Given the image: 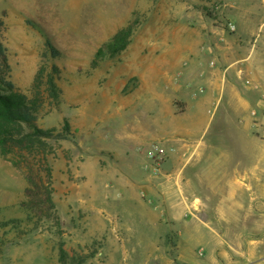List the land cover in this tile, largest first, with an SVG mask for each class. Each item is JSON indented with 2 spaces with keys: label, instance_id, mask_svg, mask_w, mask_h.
Returning a JSON list of instances; mask_svg holds the SVG:
<instances>
[{
  "label": "rangeland",
  "instance_id": "rangeland-1",
  "mask_svg": "<svg viewBox=\"0 0 264 264\" xmlns=\"http://www.w3.org/2000/svg\"><path fill=\"white\" fill-rule=\"evenodd\" d=\"M231 5L229 0H0L12 81L19 92L34 98L35 78L50 39L61 56L48 66H58L57 84L63 93L57 105L41 86L45 103L38 125L62 130L67 119L74 134L71 141L48 142L55 204L51 212L56 215L50 219L38 221L23 206L28 201V153L15 151L4 157L0 151V264H60L62 244L70 264H196L195 259L203 262L214 256L215 228L202 226L185 212L176 226L169 224L167 212L147 189L148 176L118 177V163L106 154L104 131L117 127L115 121L107 122L108 108L117 107L107 92L115 90L117 82L108 90L110 81L132 74L136 58L149 57L156 32L173 34L176 28L188 27L196 35L194 52L213 49L207 61L220 47H227L231 56L239 38L231 35L229 24L235 14L244 17L233 1ZM251 5L264 19L263 3ZM135 20L140 24L129 48L94 67L97 50ZM138 85L137 77L129 79L119 94L121 102H129ZM110 138L115 145L122 142L114 135ZM128 147L148 162L143 149ZM32 163L45 177L41 163ZM187 190L206 200L196 185Z\"/></svg>",
  "mask_w": 264,
  "mask_h": 264
},
{
  "label": "crops",
  "instance_id": "crops-1",
  "mask_svg": "<svg viewBox=\"0 0 264 264\" xmlns=\"http://www.w3.org/2000/svg\"><path fill=\"white\" fill-rule=\"evenodd\" d=\"M229 1L244 12L233 16L235 56L220 47L207 61L213 49L194 52L196 35L181 26L173 34L156 32L149 57L136 58L132 74L110 81L108 90L117 82L107 91L117 107L108 108L107 122L117 127L104 131L106 154L118 163L119 178L148 176L147 189L169 224L176 226L185 212L215 228L214 256L196 264H264V19L251 5L264 0ZM132 77L139 85L121 104L119 94ZM110 135L122 142L115 145ZM153 144L167 153L157 176L148 157ZM128 145L143 149L148 162ZM194 185L205 201L187 190Z\"/></svg>",
  "mask_w": 264,
  "mask_h": 264
},
{
  "label": "trees",
  "instance_id": "trees-1",
  "mask_svg": "<svg viewBox=\"0 0 264 264\" xmlns=\"http://www.w3.org/2000/svg\"><path fill=\"white\" fill-rule=\"evenodd\" d=\"M140 24L133 21L120 29L107 43L100 47L94 57L92 65L97 67L105 59H114L125 52L132 43L133 37ZM5 16L0 15V151L7 157L13 153H28L24 159L30 165L26 171V179L29 184L26 189L28 201L25 205L33 212L34 218L41 221L43 217L50 219L56 215L53 201V170L47 161V151L50 141H71L74 134L70 122L65 119L62 130L43 129L39 127V113L44 106L41 86L45 85L47 99L60 103L62 90L57 84L60 70L56 64H52L49 70L48 63L52 59L61 56V52L50 39L46 40L43 59L44 65L40 68L34 83V98L19 92L11 79L12 67L9 61V51L3 40V32L6 28ZM33 161L41 163V169L45 172L42 177ZM14 166L18 167L15 161ZM39 167V165H37ZM50 211V212H49ZM60 264H70L68 253L61 245L59 252ZM83 261L77 262L82 264Z\"/></svg>",
  "mask_w": 264,
  "mask_h": 264
},
{
  "label": "built area",
  "instance_id": "built-area-1",
  "mask_svg": "<svg viewBox=\"0 0 264 264\" xmlns=\"http://www.w3.org/2000/svg\"><path fill=\"white\" fill-rule=\"evenodd\" d=\"M229 30L232 33H235L237 30V27L235 24L230 23L229 24ZM255 114V113H254ZM148 157L150 159V171L154 176H157L161 173L162 167L164 165V162L167 158V153L166 151L162 148L161 145L159 144H153L149 153Z\"/></svg>",
  "mask_w": 264,
  "mask_h": 264
}]
</instances>
